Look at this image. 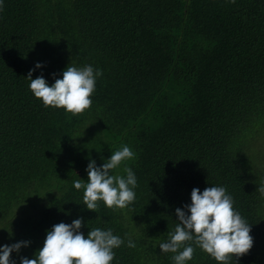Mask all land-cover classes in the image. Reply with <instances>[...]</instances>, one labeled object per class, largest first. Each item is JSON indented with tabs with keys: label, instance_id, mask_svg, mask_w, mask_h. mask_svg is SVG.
<instances>
[{
	"label": "trees",
	"instance_id": "trees-1",
	"mask_svg": "<svg viewBox=\"0 0 264 264\" xmlns=\"http://www.w3.org/2000/svg\"><path fill=\"white\" fill-rule=\"evenodd\" d=\"M71 63L102 69L91 107H45L29 88ZM128 145L136 173L126 208L83 204L91 159ZM222 185L252 224L254 245L228 264H264V0H4L0 10V245L53 225L111 228L113 264H174L159 244L193 188ZM135 241L128 247L127 241ZM192 243V242H189ZM188 264H218L196 247Z\"/></svg>",
	"mask_w": 264,
	"mask_h": 264
},
{
	"label": "clouds",
	"instance_id": "clouds-1",
	"mask_svg": "<svg viewBox=\"0 0 264 264\" xmlns=\"http://www.w3.org/2000/svg\"><path fill=\"white\" fill-rule=\"evenodd\" d=\"M4 0H0L2 10ZM45 64L38 61L30 69L27 79L29 88L36 98L42 100L45 107L64 108L73 114L83 113L93 103L97 78L103 75L102 69L93 65L77 67L71 63L62 73V78L53 74L54 83L40 75L33 78L37 69ZM135 152L128 145L112 152L102 165L91 159L88 167V180L74 179L76 189L84 188L83 204L87 209L98 208V201H103L109 208H126L136 198L138 179L131 167H124L126 175L115 174L124 161L134 159ZM264 194V187L258 188ZM233 196L222 185H211L201 191L193 188L191 203L175 212L178 223L169 238L159 244L162 253H173L174 264H188L193 259L196 247L207 252L218 264H228L231 258L241 257L254 245L251 235L252 224L235 208ZM97 212V211H96ZM83 218L74 219L70 224L60 222L47 230L43 247L34 258L21 256L20 264H113L115 249L122 246L124 239L114 234L111 228H90L85 235L81 231ZM192 242V243H189ZM30 241H19L11 245H0V264H16L11 259L15 251ZM128 247H135V241L129 239Z\"/></svg>",
	"mask_w": 264,
	"mask_h": 264
}]
</instances>
